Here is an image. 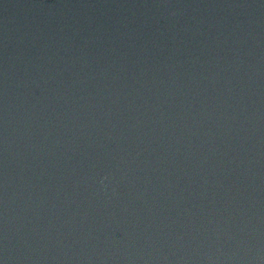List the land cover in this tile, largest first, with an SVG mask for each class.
Instances as JSON below:
<instances>
[{"label": "water", "instance_id": "water-1", "mask_svg": "<svg viewBox=\"0 0 264 264\" xmlns=\"http://www.w3.org/2000/svg\"><path fill=\"white\" fill-rule=\"evenodd\" d=\"M0 264H264V0H0Z\"/></svg>", "mask_w": 264, "mask_h": 264}]
</instances>
